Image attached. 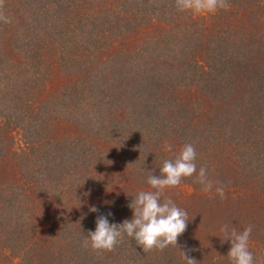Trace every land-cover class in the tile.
<instances>
[{
    "label": "trees",
    "instance_id": "trees-1",
    "mask_svg": "<svg viewBox=\"0 0 264 264\" xmlns=\"http://www.w3.org/2000/svg\"><path fill=\"white\" fill-rule=\"evenodd\" d=\"M227 3L3 0L0 264H185L182 251L231 264L225 224L253 227L264 264V0ZM186 143L219 183L163 194L188 214L180 248L145 253L126 235L110 252L85 246L98 216L133 217L151 171Z\"/></svg>",
    "mask_w": 264,
    "mask_h": 264
},
{
    "label": "clouds",
    "instance_id": "clouds-1",
    "mask_svg": "<svg viewBox=\"0 0 264 264\" xmlns=\"http://www.w3.org/2000/svg\"><path fill=\"white\" fill-rule=\"evenodd\" d=\"M3 0H0V7ZM178 10H192L195 12H215L219 9L227 10V0H176ZM5 22H8L5 20ZM166 151H171V145H165ZM197 153L190 143L184 144L174 159H166L160 174L148 176L147 183L154 191H140L128 207L133 211V217L125 219L122 223H109L107 216L100 215L96 219L95 231H89L85 246L90 244L93 250L113 251L120 240L126 235L135 240L136 244L143 248L145 253L154 249L163 251L169 246L179 247L178 238L187 230L188 214L176 203L164 198L166 189L176 188L185 178L195 177V182L202 185L203 191L210 192L214 183L208 177L206 167L197 169ZM215 191L221 198L224 197V187L217 186ZM91 212H97L95 206L90 207ZM111 215V213H109ZM224 237L221 244L231 242V248L227 254L231 264H255L253 253L249 249V240L253 227L249 225L243 231H237L228 225L221 227ZM180 248V247H179ZM182 251V250H181ZM185 264H199L185 251H182Z\"/></svg>",
    "mask_w": 264,
    "mask_h": 264
}]
</instances>
